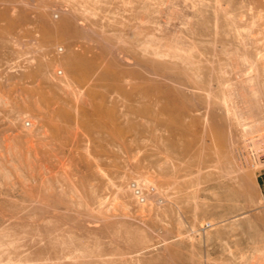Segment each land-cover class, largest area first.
<instances>
[{"label":"rangeland","instance_id":"1","mask_svg":"<svg viewBox=\"0 0 264 264\" xmlns=\"http://www.w3.org/2000/svg\"><path fill=\"white\" fill-rule=\"evenodd\" d=\"M263 143L264 0H0V264H264Z\"/></svg>","mask_w":264,"mask_h":264},{"label":"bare ground","instance_id":"2","mask_svg":"<svg viewBox=\"0 0 264 264\" xmlns=\"http://www.w3.org/2000/svg\"><path fill=\"white\" fill-rule=\"evenodd\" d=\"M135 132V131H134ZM263 145H264V143H263Z\"/></svg>","mask_w":264,"mask_h":264}]
</instances>
